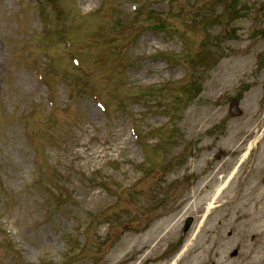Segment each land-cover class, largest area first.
Returning <instances> with one entry per match:
<instances>
[{
	"label": "rangeland",
	"instance_id": "rangeland-1",
	"mask_svg": "<svg viewBox=\"0 0 264 264\" xmlns=\"http://www.w3.org/2000/svg\"><path fill=\"white\" fill-rule=\"evenodd\" d=\"M170 1L105 0L99 11L98 0H0V178L1 190L13 197L5 207L0 202L7 215L0 219L20 241L15 255L0 246V264H170L183 248L175 264H264V0H178L173 9ZM72 7L75 39L60 59ZM79 10L94 16L89 21ZM152 14L166 18L165 29L181 34L185 44L157 32ZM27 51L35 52L38 68L45 55L58 59L44 72L55 84L52 113ZM67 55L87 65L92 79L68 70ZM68 71L73 83L64 79ZM109 75L106 88L101 80ZM91 92L109 109L107 121ZM169 93H179L181 101L164 105L173 101ZM126 115L145 150L143 161ZM156 160H172L171 166L148 171L146 164ZM233 172L219 205L202 219L204 201ZM54 185L69 203L58 215L45 203ZM190 217L193 225L183 236ZM86 219L95 237L78 247L85 250L75 259L70 247ZM174 223L172 237L157 245Z\"/></svg>",
	"mask_w": 264,
	"mask_h": 264
},
{
	"label": "bare ground",
	"instance_id": "bare-ground-1",
	"mask_svg": "<svg viewBox=\"0 0 264 264\" xmlns=\"http://www.w3.org/2000/svg\"><path fill=\"white\" fill-rule=\"evenodd\" d=\"M250 133V132H249ZM216 179V174L214 175V180ZM213 180V181H214ZM227 183V182H226ZM226 183H224V184H226ZM173 221V219H171V221H170V223ZM171 235V232L170 231H166V234H165V236L163 237V239H166V238H168L169 236Z\"/></svg>",
	"mask_w": 264,
	"mask_h": 264
}]
</instances>
